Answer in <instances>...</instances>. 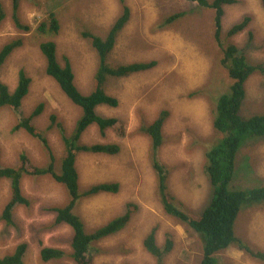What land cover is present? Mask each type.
<instances>
[{
	"label": "rangeland",
	"instance_id": "obj_1",
	"mask_svg": "<svg viewBox=\"0 0 264 264\" xmlns=\"http://www.w3.org/2000/svg\"><path fill=\"white\" fill-rule=\"evenodd\" d=\"M1 2L5 19L0 23V48L17 37L22 39V45L2 64L0 80L12 91L18 71L23 69L31 78V84L17 110H0V163L13 166L20 154L28 156L37 166L47 162L42 143L21 129H14L20 115H28L41 103L42 112L34 123L45 132L56 157V169L63 143L55 127L48 129L49 116L54 114L68 134L80 110L45 74V60L38 44L43 39L55 41L60 64L63 65L67 58L76 87L83 94L89 93L96 57L83 33L105 37L121 14L123 4L128 6L130 17L116 36L111 61L126 64L155 60L156 66L107 80L106 92L116 97L118 104L115 107L98 106L96 112L103 117L119 118L125 135L117 137L107 130L105 136H100L97 127L92 125L84 132L82 141L87 144L116 143L120 151L111 156L79 154L76 168L80 189L103 181H117L120 188L114 194L83 198L76 212L87 228L92 229L122 214L127 203L136 207L123 230L96 244L104 250L94 253L93 264H157L142 246L144 235L153 227L160 246L167 234L173 241L171 251L161 264H199L202 237L176 223L163 211L155 193L150 139L140 131V126L151 122L161 110L168 111L162 129L165 140L157 150V158L169 170L170 187L177 198L189 209L203 210L211 198L203 170L204 150L220 137L212 127V108L216 96L228 91L231 83L213 36L214 10L195 0H22L18 17L22 24L30 26L24 31L13 23L11 0ZM179 11L184 13L180 18L163 24L167 16ZM49 13L56 14L60 22L59 33L40 35L36 26ZM244 16L250 18L248 25L228 41L236 44L251 63L263 62L264 10L259 0H237L223 7V42L227 30ZM245 87L247 96L240 109L241 115L246 118L264 112V75L253 74ZM197 90L198 93L193 95ZM230 185L232 189L264 185V137L251 139L240 147ZM20 186L30 204L15 206L11 223H8L1 214L10 197L9 181L0 178V257L24 242L27 249L21 264H74L69 257L44 262L39 256V250L44 246L70 251V229L50 226L53 214L45 211L48 206L62 205L66 201L64 187L50 176H24ZM235 233L250 247L264 251V203L242 207ZM120 247L125 252H121ZM216 257L218 264H264L236 245L220 251Z\"/></svg>",
	"mask_w": 264,
	"mask_h": 264
},
{
	"label": "trees",
	"instance_id": "obj_2",
	"mask_svg": "<svg viewBox=\"0 0 264 264\" xmlns=\"http://www.w3.org/2000/svg\"><path fill=\"white\" fill-rule=\"evenodd\" d=\"M22 0H11V18L19 30L27 31L30 26L20 22L18 8ZM199 5L214 10V39L220 47L221 63L227 71L231 83L228 91L218 94L212 108V127L220 137L204 150V175L211 191V198L203 210L189 209L177 198L170 187L169 170L157 158V150L164 143L163 125L168 116L167 110H161L149 123L140 126V131L150 139V160L155 176V193L163 211L172 217L176 223L187 226L202 237V258L199 264H218L217 254L231 245H236L250 257L264 263V251L250 247L235 233V223L243 206H253L264 203V185L248 189H232L231 180L235 169V161L240 147L251 139L264 137V112L253 114L249 117L241 115L240 109L246 94L245 84L253 74L264 75V61L251 63L243 51L228 39L241 32L249 23L250 18L244 16L240 22L233 24L226 32V41L223 42L221 34V16L223 7L231 5L237 0H195ZM264 10V0H259ZM182 11L170 14L165 18V23H172L180 18ZM130 17L128 6L123 4L121 14L114 20L101 37L92 32H84L95 52L96 67L92 76V89L89 93H81L74 83V74L67 58L63 65L57 57L56 43L50 39L39 42V52L45 60L44 72L51 77L59 89L79 108L80 113L76 118L70 133H66L61 122L56 116H49L48 129L55 127L61 137L63 150L56 169V157L51 151L45 132L39 130L34 121L42 112V104H38L28 115H20L15 130H23L30 136L37 138L43 145L47 162L37 166L25 154H20L19 160L13 166H2L0 163V178L9 181L10 197L2 210L1 218L11 223L15 206L30 204L21 191V180L24 176L43 177L50 176L55 182L62 185L66 191L67 199L62 205L48 206L45 211L53 214L50 226H66L70 229L68 245L69 252L62 248L44 246L39 250L42 261L69 257L74 264H93L94 253L101 252L103 248L96 244L123 230L132 214L136 211L133 203H127L126 209L102 225L88 229L81 216L76 212L78 203L83 198H90L99 194H114L119 191L120 183L117 181H103L88 185L80 189L76 159L79 154L116 155L120 147L116 143H91L82 141L84 132L95 125L100 136H105L107 130L115 136L123 137L125 130L123 122L117 117H103L96 112L98 106L106 105L115 107L118 104L116 97L108 94L105 89L109 78H123L131 74L144 72L156 66L155 60L136 61L131 63H113L111 52L116 36L122 30ZM5 19V11L0 0V23ZM60 22L56 14L49 13L36 26L40 35L58 34ZM251 37V33H249ZM22 45L20 37L14 38L0 48V68L7 57ZM31 78L20 69L14 89L0 80V110L3 108L17 110L22 100L29 92ZM198 90L193 93L197 94ZM142 246L156 259L157 264L162 263L164 256L169 253L173 241L165 235V241L160 246L156 239V228H151L142 239ZM27 249V244L22 242L15 246L11 253L0 257V264H21ZM114 251L113 249H109ZM121 252L125 250L120 247Z\"/></svg>",
	"mask_w": 264,
	"mask_h": 264
},
{
	"label": "bare ground",
	"instance_id": "obj_3",
	"mask_svg": "<svg viewBox=\"0 0 264 264\" xmlns=\"http://www.w3.org/2000/svg\"><path fill=\"white\" fill-rule=\"evenodd\" d=\"M57 45V44H56ZM218 63V62H217ZM218 65V64H217ZM143 119H146V118H143ZM12 123V122H11ZM147 251V250H146Z\"/></svg>",
	"mask_w": 264,
	"mask_h": 264
}]
</instances>
